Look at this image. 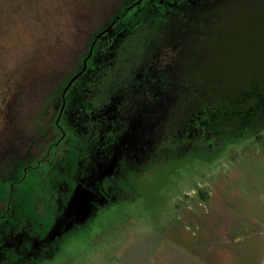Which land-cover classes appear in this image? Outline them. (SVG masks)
<instances>
[{
	"label": "rangeland",
	"instance_id": "374dc122",
	"mask_svg": "<svg viewBox=\"0 0 264 264\" xmlns=\"http://www.w3.org/2000/svg\"><path fill=\"white\" fill-rule=\"evenodd\" d=\"M220 2L0 0V264H241L235 228L264 225V101L217 131L153 113ZM238 2L216 76L258 103L264 0Z\"/></svg>",
	"mask_w": 264,
	"mask_h": 264
},
{
	"label": "trees",
	"instance_id": "16d2710c",
	"mask_svg": "<svg viewBox=\"0 0 264 264\" xmlns=\"http://www.w3.org/2000/svg\"><path fill=\"white\" fill-rule=\"evenodd\" d=\"M236 4H239L238 0H221L218 5L206 3L198 11L197 19L190 21L189 30L196 35L191 44L192 49L180 64L182 71L188 76V88L181 90L173 102L166 98L160 109L156 107L153 110L158 116V123L157 119L155 121L156 130L157 125L161 131L165 130V127L181 128V125L190 128L193 126L192 121H197L200 115L203 116L201 124L207 129L217 131V124L219 128L227 129L236 121L238 125L235 128H241L250 119L249 116L256 112L258 104L264 101V95L258 94L257 103L249 99V92L238 90L245 86L247 81L233 82L230 79L221 82L216 76L220 63L223 64L225 60L224 53L215 50V45L223 39L218 26L226 9L229 6L233 8ZM147 72L146 70L145 75ZM144 80V77L140 79V91L147 95L148 85L154 78L150 81ZM166 103L170 105L165 110ZM144 104L139 102L140 106Z\"/></svg>",
	"mask_w": 264,
	"mask_h": 264
},
{
	"label": "crops",
	"instance_id": "0c3cea01",
	"mask_svg": "<svg viewBox=\"0 0 264 264\" xmlns=\"http://www.w3.org/2000/svg\"><path fill=\"white\" fill-rule=\"evenodd\" d=\"M233 241L243 243L239 245L241 252H238V258L241 264H264V225L257 226L251 224L245 226V232L242 227H236ZM259 235V238L257 237ZM237 245V247H239Z\"/></svg>",
	"mask_w": 264,
	"mask_h": 264
}]
</instances>
